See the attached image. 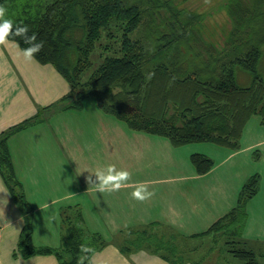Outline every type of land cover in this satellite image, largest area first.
Instances as JSON below:
<instances>
[{
	"label": "trees",
	"instance_id": "1",
	"mask_svg": "<svg viewBox=\"0 0 264 264\" xmlns=\"http://www.w3.org/2000/svg\"><path fill=\"white\" fill-rule=\"evenodd\" d=\"M149 1L0 0L7 18L27 25L28 34L35 33L36 42L43 43L35 60L52 65L70 87L56 103L0 134V176L24 218L18 241L24 257L51 253L59 264H77L81 244L97 251L105 241L87 231L78 208H69L61 214L59 249L32 244L31 209L7 147L15 132L55 112L80 109L87 98H94L103 113L128 129L165 137L174 146L208 142L236 150L251 117L258 116L264 125V0H222L219 10L226 22L219 32L206 27L205 13L172 3L164 10L159 1ZM143 24L147 39L130 38ZM102 37L116 38V48L100 44ZM14 39L21 49L30 46L20 37ZM98 46L104 57L93 68L91 57ZM105 49L112 55L105 56ZM148 73H155L151 80ZM190 160L197 174L213 166L201 154ZM258 189L259 176L254 174L241 187L235 206L193 238L224 239L229 256L259 264L241 239L246 204ZM161 228L150 223L128 231L123 251L146 247L170 264H181L184 240Z\"/></svg>",
	"mask_w": 264,
	"mask_h": 264
},
{
	"label": "crops",
	"instance_id": "2",
	"mask_svg": "<svg viewBox=\"0 0 264 264\" xmlns=\"http://www.w3.org/2000/svg\"><path fill=\"white\" fill-rule=\"evenodd\" d=\"M20 49L15 44L0 46V134L70 90L52 65L25 61ZM7 147L31 209V241L37 248L59 249L61 214L78 208L87 231L105 241L95 251L93 264H170L146 247L122 249L128 231L150 223L184 240L181 264L202 262L203 255L197 253L211 237L193 236L229 212L243 184L257 174L259 189L246 204L241 239L264 260V125L258 116L247 122L236 150L208 142L174 146L165 137L128 129L103 113L94 98H87L80 109L55 112L15 132ZM193 154L211 159V169L197 174ZM109 165L131 174L129 186L114 193L89 191L86 178ZM92 180L98 183L94 175ZM141 182L155 193L143 203L131 196ZM23 226V215L0 176V264H14L19 255L21 264H59L51 253L22 255L18 241Z\"/></svg>",
	"mask_w": 264,
	"mask_h": 264
},
{
	"label": "clouds",
	"instance_id": "3",
	"mask_svg": "<svg viewBox=\"0 0 264 264\" xmlns=\"http://www.w3.org/2000/svg\"><path fill=\"white\" fill-rule=\"evenodd\" d=\"M210 0H205V3H209ZM27 25L15 24L13 20L7 18V8L0 5V46H7L9 44H15L19 48L18 42L14 37H20L24 43L30 45L27 48L20 49L21 55L25 61H35L37 54L42 50L43 43L36 42V34L31 35ZM155 73H148L147 79L151 80ZM92 175L96 177L98 183L93 182ZM131 180V174L126 170H117L115 165H109L104 169H97L91 172L86 178V182L89 185V191H95L97 193H114L118 192L122 188L128 187V182ZM155 195L154 192L149 191L147 184L141 182L135 185V190L131 193L134 200L141 203L151 199ZM50 220H54L55 216H51ZM80 255L77 258V264H93V257L95 255V249L89 246L87 243L80 245ZM23 257L19 255L14 264H21ZM166 264V262H163Z\"/></svg>",
	"mask_w": 264,
	"mask_h": 264
},
{
	"label": "rangeland",
	"instance_id": "4",
	"mask_svg": "<svg viewBox=\"0 0 264 264\" xmlns=\"http://www.w3.org/2000/svg\"><path fill=\"white\" fill-rule=\"evenodd\" d=\"M159 1L161 4L165 5L162 9H166V5L168 3H172L174 5H176L177 7L180 8H186L188 10L191 11H196L197 13H205L207 15L204 24L206 25V27L208 29H213L217 32H219V28L221 26L222 23L226 22V16L224 14L223 11L219 10V6L222 2V0H210L209 3H205V0H150L148 3H150V5H155L154 2ZM22 2V1H20ZM20 7H18L19 9ZM167 10V9H166ZM149 21V19L147 18L146 20ZM145 24H143V26H141L138 30H136L133 34L130 35V38L133 39H141V40H146L147 36L145 34V30H144V26ZM117 35H119L120 33H117L116 31H114ZM120 36V35H119ZM115 41V42H114ZM116 42L117 39L116 38H105L102 37L100 44L102 45H106V46H110L112 49L116 48ZM112 43H114L115 45H113ZM100 46H98V48L96 49V51L94 52L93 58L91 57L92 61L94 62V66L93 68H95L96 66H98V64L100 63L101 59L104 57L99 56L101 53ZM103 54L106 55H112L109 54L108 52H106V49L102 51ZM95 57V58H94ZM91 100V99H90ZM208 241H212L210 242L208 245H204L200 252H198L197 254L199 255H203V261L202 263L204 264H243L242 261L237 260L232 258L231 256H229V254L226 253V246L223 244L224 239H217V240H213V238H209ZM209 247V249H208ZM203 252V254H202ZM260 259V258H259ZM258 259V260H259ZM260 263L264 264V260H259Z\"/></svg>",
	"mask_w": 264,
	"mask_h": 264
}]
</instances>
